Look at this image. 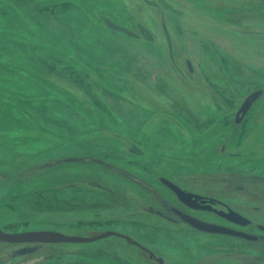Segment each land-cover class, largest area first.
Here are the masks:
<instances>
[{
    "label": "rangeland",
    "instance_id": "374dc122",
    "mask_svg": "<svg viewBox=\"0 0 264 264\" xmlns=\"http://www.w3.org/2000/svg\"><path fill=\"white\" fill-rule=\"evenodd\" d=\"M163 180L245 224L198 218L259 240L156 219L157 194L179 197ZM0 230L264 264V0H0ZM0 264L155 263L111 236L0 243Z\"/></svg>",
    "mask_w": 264,
    "mask_h": 264
},
{
    "label": "water",
    "instance_id": "95a60500",
    "mask_svg": "<svg viewBox=\"0 0 264 264\" xmlns=\"http://www.w3.org/2000/svg\"><path fill=\"white\" fill-rule=\"evenodd\" d=\"M245 105L242 106L243 109L245 108ZM162 182L166 184L167 186H169L172 190L177 192L179 197H184V198L191 197L190 195L185 194L183 191L176 189L168 181L163 180ZM207 202L210 205L214 203V201H207ZM201 203H203V201ZM172 213L176 215V217L183 224L187 225L191 229L197 232H200V233H205L209 235L229 236L233 238L242 239L247 242H257L259 240V238L254 235L246 234V233L236 231L230 228H226L223 226H219V225L210 224V223L198 220L196 218H193L189 215H186L179 210L173 209ZM229 214L231 215V216L229 215L230 216L228 218L229 220H232L238 224H242V225L245 224V220L242 217L230 211H229ZM111 236L122 239L126 243L132 244L133 246L140 247L136 242L132 241L129 237L121 235V234L113 233V232H108L96 238L85 239V238H78V237H67L58 232H53V231H30V232H23V233H6L0 230V243L11 244V245H15V244L54 245V244H64V243L77 244V243H90L97 239H102V238L111 237ZM150 257H153L151 253H150ZM156 262L158 264H163V261L161 259H156Z\"/></svg>",
    "mask_w": 264,
    "mask_h": 264
},
{
    "label": "flooded vegetation",
    "instance_id": "af4514ba",
    "mask_svg": "<svg viewBox=\"0 0 264 264\" xmlns=\"http://www.w3.org/2000/svg\"><path fill=\"white\" fill-rule=\"evenodd\" d=\"M252 99V98H250ZM246 104V105H245ZM245 108L241 109V113L249 108V106L251 105V101L250 100H247L245 102ZM241 113L239 112L237 114V117H239L241 115ZM163 186H167L166 184H164L163 182H161ZM156 200H158V204L161 205L162 209L163 210H156L153 212V215L156 216V219L158 220H163L164 222H171V223H174L175 225L181 227L182 229H188L192 232H197L193 229H191L190 227H188L187 225L183 224L177 217L176 215H174L172 213V210H179L181 211L182 213L186 214V215H189L193 218H196L198 220H201V221H204V222H207L201 218H198L196 216V214H206V213H210V214H213L215 215L216 217L217 216H226V218H229L231 215L229 214V211H227L228 209H225L221 204H218L216 202H214L212 205H210L207 201L205 200H202V199H197V198H184V197H175L173 198V203H169L167 202V200H163L159 197V195L157 194ZM203 201V203H201ZM217 207L221 208L219 210H217ZM141 209V208H140ZM150 210H153V208H148ZM215 210V211H214ZM225 210V211H224ZM161 211H163L164 213H162ZM195 213V214H194ZM230 215V216H229ZM162 217V219H161ZM207 223H210V224H213L211 222H207ZM215 224V223H214ZM215 225H219L221 226L220 224H215ZM227 228V227H226ZM119 234V233H118ZM123 235V234H121ZM126 236V235H124ZM219 236H222V235H219ZM224 237H229V236H224ZM233 238V237H232ZM235 239H238V238H235ZM132 240V239H131ZM238 240H242V239H238ZM133 241V240H132ZM244 241V240H243ZM247 242V241H246ZM129 244V243H128ZM138 244V243H137ZM140 247H136V246H133L132 244H130V246L134 247L135 249H137L140 253H142L143 256H145L148 260L152 261L153 263L155 264H158L156 262V259H161L160 257L158 256H155L152 252H150L149 250H146V248H144L143 246H141L140 244H138ZM150 253L153 255V257H150ZM162 260V259H161Z\"/></svg>",
    "mask_w": 264,
    "mask_h": 264
},
{
    "label": "trees",
    "instance_id": "16d2710c",
    "mask_svg": "<svg viewBox=\"0 0 264 264\" xmlns=\"http://www.w3.org/2000/svg\"><path fill=\"white\" fill-rule=\"evenodd\" d=\"M103 20V24L105 25V27L107 28V29H109V30H111V31H114V32H116V33H118V34H122V35H124V36H128V37H134V38H140V37H143V38H146L147 37V34L148 33H146L142 28H141V26H138V34L136 33V32H133L132 30H130L128 27H125V26H122V25H120V24H117V23H115V22H113L112 20H110V19H105V18H103L102 19ZM37 30V29H36ZM38 31V30H37ZM163 32H164V37H166V39L168 40V35H167V32H166V30H165V28H164V30H163ZM142 34V36H140V34ZM148 40H151V41H153L152 39H148ZM256 97H257V95L255 94V95H252V96H250V97H248L247 98V100H250L251 101V103L256 99ZM250 98H252V99H250ZM246 100V101H247ZM248 109V108H247ZM247 109L244 111V113L242 112H240L241 113V116L243 115V114H245V112L247 111ZM247 114V113H246ZM240 116L239 117H237V119H238V121H240ZM235 125V124H234ZM233 125V126H234Z\"/></svg>",
    "mask_w": 264,
    "mask_h": 264
},
{
    "label": "bare ground",
    "instance_id": "6f19581e",
    "mask_svg": "<svg viewBox=\"0 0 264 264\" xmlns=\"http://www.w3.org/2000/svg\"><path fill=\"white\" fill-rule=\"evenodd\" d=\"M66 106V105H65ZM69 130V129H68ZM104 157V156H103ZM148 170V169H147Z\"/></svg>",
    "mask_w": 264,
    "mask_h": 264
}]
</instances>
